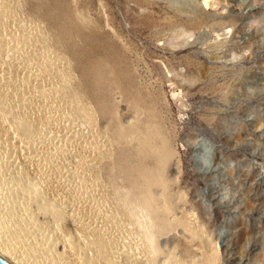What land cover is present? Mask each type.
Returning a JSON list of instances; mask_svg holds the SVG:
<instances>
[{
	"label": "rangeland",
	"instance_id": "obj_1",
	"mask_svg": "<svg viewBox=\"0 0 264 264\" xmlns=\"http://www.w3.org/2000/svg\"><path fill=\"white\" fill-rule=\"evenodd\" d=\"M51 1L0 0V246L19 264H264V0H58L61 29ZM85 35L121 48L126 90ZM142 128L170 153L136 191L116 161Z\"/></svg>",
	"mask_w": 264,
	"mask_h": 264
},
{
	"label": "bare ground",
	"instance_id": "obj_2",
	"mask_svg": "<svg viewBox=\"0 0 264 264\" xmlns=\"http://www.w3.org/2000/svg\"><path fill=\"white\" fill-rule=\"evenodd\" d=\"M203 2L205 5L209 4V0H203ZM63 7H65V5L60 3V1H58V0L54 1L53 0L52 6L50 5V7L48 8L50 12L56 13V11H58V14H59L58 16L54 15V17H53L50 13V15H51L50 17H53V18H51V24L53 27H55L57 29H61L64 25L63 17H61V14H60L64 10ZM84 38L86 41V45L83 48L84 50L81 52L82 53L84 52L86 55H89V57L92 54L97 55L98 58H100L102 61H105L107 63V70L110 71L113 75L111 77L112 80H110V82H107L108 85H118L123 90H126L130 86V80H129V76H128V74H127V72L124 69L123 64H122L123 63V52H122L121 48L118 47L117 45L111 43L108 40L105 43L100 42L97 44H93L91 40L95 41L94 39L96 37L95 38L91 37V39H90V37L86 38V35H85ZM96 40L99 42L98 38ZM144 96H146V95H144ZM156 98L157 97H155L154 99L156 100ZM152 99H153V97H152ZM143 100H144V98H143ZM136 101H138V100H136ZM156 104H158V102ZM142 105H145V108H146V104H142ZM155 107H156V105H155ZM155 107H153V108H155ZM152 110L153 109H150V110L148 109L147 111H149L148 115H149V119L151 120L150 123L155 124L156 123L155 122L156 116L154 117L155 111L153 112ZM155 115H157V114H155ZM157 117H158V115H157ZM159 118H161V117H159ZM159 118H158V120H159ZM138 121H139V119H138ZM152 121H154L155 123ZM162 123H164V122H162ZM158 126L159 127L156 126L157 130L160 129V125H158ZM140 127H141V125H140ZM140 127H139V129H140ZM142 129H143L142 132H144V128H142ZM145 132L142 133V135H144V136L141 138L142 143H141L140 148H138L136 151H133L132 148H130V149H132V150H130L128 148L123 147L124 149H122L121 152L119 153V155H117L118 159L116 161L117 168L124 175V177L126 178V180L129 183V185L136 191H139L140 187L144 184L151 185V184L155 183L154 178L152 176H150L149 173L147 172L148 161L153 159V161L155 162V165H156L155 171L161 172V170H160L161 168L159 167L158 163H160L161 160L167 158L169 153H170L168 143L166 144V142H162V143L161 142H155L153 139L155 137V134L150 133V132L145 134ZM118 135L122 136V132H118ZM156 138H157V136H156ZM0 257L7 264H19L17 262V260H15L8 253L6 248H4L2 246H0Z\"/></svg>",
	"mask_w": 264,
	"mask_h": 264
},
{
	"label": "water",
	"instance_id": "obj_3",
	"mask_svg": "<svg viewBox=\"0 0 264 264\" xmlns=\"http://www.w3.org/2000/svg\"><path fill=\"white\" fill-rule=\"evenodd\" d=\"M0 264H7V263L0 257Z\"/></svg>",
	"mask_w": 264,
	"mask_h": 264
}]
</instances>
